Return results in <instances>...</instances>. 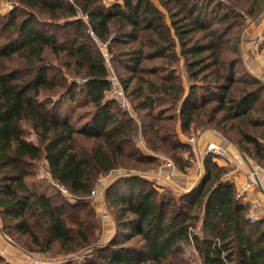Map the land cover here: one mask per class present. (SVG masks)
Listing matches in <instances>:
<instances>
[{
    "label": "trees",
    "instance_id": "obj_1",
    "mask_svg": "<svg viewBox=\"0 0 264 264\" xmlns=\"http://www.w3.org/2000/svg\"><path fill=\"white\" fill-rule=\"evenodd\" d=\"M6 1L17 5L0 22V212L9 219L6 228L40 253L56 244L63 254H76L95 243L90 235L99 221L92 210L81 217L66 210L89 208L102 178L131 171L106 195L115 208V237L84 264H188L182 257L187 246L201 254L202 264H264V217L250 223L249 207L237 199L233 183L222 180L227 171L211 155L203 160L202 178L177 201H157L145 189L147 178L136 174L158 163L139 150V132L147 149L170 158L179 172L191 167V149L178 128L186 135L214 130L264 169V85L243 69L242 31L227 37L258 18L264 0ZM90 33L108 43L111 66L125 74L118 80L132 110L143 113L139 129L116 100H106L109 72ZM48 58L66 60L71 82L48 78L63 74ZM65 101L90 110L73 124ZM40 163L73 201L58 193L57 203L28 183ZM192 208L201 213V235L190 232ZM133 238L138 241L127 246Z\"/></svg>",
    "mask_w": 264,
    "mask_h": 264
},
{
    "label": "rangeland",
    "instance_id": "obj_2",
    "mask_svg": "<svg viewBox=\"0 0 264 264\" xmlns=\"http://www.w3.org/2000/svg\"><path fill=\"white\" fill-rule=\"evenodd\" d=\"M71 1H73V0H71ZM109 1L112 2L113 0H109ZM200 1H202V0H200ZM223 2L226 3V0H223ZM16 7H17V5L12 3V2H8L6 0H0V22L2 24L6 23V21H4L5 17H8V15L11 13V11H13V9ZM16 17L19 20L23 16L21 13H18V14H16ZM251 19H249L248 21H250ZM248 21H247V23H248ZM247 23L244 24V26L245 25L246 26L245 27L243 26V28L240 26L234 27L233 30L230 32L229 36H227V37L232 38L239 31H242L241 32V35H242L243 31L245 29H247ZM68 32H69V30H67V29L63 30V32H60L58 34V39L59 40L64 39V37H65L64 34L68 33ZM0 35H1V32H0ZM0 42L4 43L2 36H0ZM93 47L95 50L98 49V47L95 43H93ZM50 61H51V58H48V62H50ZM51 63L58 70L62 71V73L64 75L61 74L62 75L61 76L58 74V72H56V73L50 72L48 74V78H53L56 81H59V80H61V78L65 77L67 82H71L70 74L64 69L66 67V60L65 59H62V58L57 59V60L53 59L51 61ZM111 68H112V72L115 74L117 79H118V77L122 78V79L125 78V74L122 71L117 70L114 66L113 67L111 66ZM120 86L122 88L121 83H120ZM77 93H78V95L76 96V99L78 98L81 101H83L85 96H82V95L80 96L79 92H77ZM110 95H111L110 92H108L106 94V100H116L117 103L119 104L118 98H115V97L111 98ZM124 95H125V92H124ZM125 97H126V95H125ZM126 100L128 102V107L124 111H125V113H127L128 117H131L132 119H134V123H136V126L139 129L141 127V119H143V113H138V112L133 111L132 110V104H131V102L129 103L127 97H126ZM65 107L68 109L69 112L71 111L70 112L72 114L71 123H73V124L75 123L77 117H79L83 113H86L88 110H90V107H88V106L85 108L77 107V104L75 102L72 106H70L67 103V101H65ZM119 110L123 111V109L121 107H119ZM193 132H195V131H193ZM186 136L189 137L190 135H186ZM27 138L34 143L37 142L36 138L32 135H29ZM137 138L138 139H137L136 143H137L139 150L146 153L147 151L145 152V150L142 147L143 145H142L141 140H143V138L141 137L140 132H139ZM224 140L228 144H231L226 139H224ZM238 150H239V148H238ZM239 152H240L239 154H241V156H244V154H242L240 150H239ZM191 153H192V151H191ZM152 156H155L157 158L158 163L155 164L154 166H145V167L141 168V170H143V169L147 170L148 169L147 171H142L144 173L136 172V174H139V175L147 178V180L149 181L148 182L149 184H147L145 186V189L146 190H149V189L152 190L155 193V199L157 201L160 199L168 200V198H170V197L173 198V200L177 201L185 193H188L189 191L188 192L184 191V189H185L184 185L182 183H180V180L184 176L188 175L189 171L191 169H194V167H195V171H196L194 173L197 176H200V179L203 176V174L200 171V167L203 166V159L201 160L199 158L196 161V158L194 157L193 154L191 156V158L193 159V161H192L193 163H192L191 167L185 171V173L179 172L177 170L176 165L174 164V162L170 158H167L166 156H163V155H155L154 153H152ZM244 157H246V156H244ZM246 158L248 159V162H250L251 164L258 166L259 168H262L253 160L249 159L248 157H246ZM167 162L172 163V165L174 166V171H175L174 173L175 174L173 176H171V180H166L169 171H167V170H165V168H163L164 164ZM200 164H201V166H200ZM215 165H217V164H215ZM225 170L227 171L226 175H229V173H230L229 171L231 170V168L226 167ZM34 171H35V175L31 178H28L29 184L37 183L42 188V190L44 189L46 194L51 195V196L53 195L54 201L57 203H60L58 201V199H56V196L58 193H60L69 202L73 201V199L70 196H67L64 193L59 192L63 188H61L60 186L53 183V181L50 179V177L46 171L44 163H40ZM132 173L133 172H131V171H118V172L112 173L111 175H109L105 178H102L99 181L98 185L93 189L94 194H90V196H89V201L91 202L90 203L91 206L89 208H83L80 210L79 209H77V210L67 209L66 210V215H70V216L78 215L80 217L82 215H84V213L87 212L88 210H92L95 212L96 216L98 217V221H99L98 229L93 230L94 234L90 235V239H91L90 241H93L92 239L94 238V239H96L95 243H93L92 246H88L86 248H83L82 250H80L76 254L65 255V254H63L62 251H60V249L58 248V245H56V244L51 246V251H49V252H46V253L38 252V248L31 245L30 241H28L27 238L21 237L17 234H14L12 231H9L6 228L10 224L9 219L6 218L5 216H2L1 212H0V240H1L0 243H1L2 247H4V252H3L4 256L3 255L0 256V259L2 260V262L0 264H28L29 261L27 263V261L25 260L26 256H30L31 258L38 260L39 264H84V261H86L87 259L93 258L94 251L104 247L109 241H111L115 237V234H116L115 216H114L115 208L106 199V195L109 193V191L114 190L113 183L115 182V180L117 178L122 177V176H128V175H131ZM222 180L223 181H229L228 179H225V178H223ZM231 181H232V179H231ZM182 190H183V192H182ZM172 207H174L173 204L169 207H166V210L171 211L172 209H174ZM187 214H189L190 216L196 217L193 221H191V223L193 225V229L190 232L193 235H201V233H200L201 213L199 212V209L198 208H192L191 210H189V213H187ZM247 215H248V212H247ZM69 225H71V224H69ZM109 226L111 228H110V230H107ZM136 241H138V239L133 238L132 240L127 242V246L128 245L129 246L134 245L136 243ZM182 257L186 260V262L188 264H202L201 263V254L192 246H187L184 248Z\"/></svg>",
    "mask_w": 264,
    "mask_h": 264
},
{
    "label": "crops",
    "instance_id": "obj_3",
    "mask_svg": "<svg viewBox=\"0 0 264 264\" xmlns=\"http://www.w3.org/2000/svg\"><path fill=\"white\" fill-rule=\"evenodd\" d=\"M240 57L242 61L243 69L254 79L258 80L264 85V69L261 67L257 61V55H264V12L255 20H250L247 23V29H245L241 35L239 43ZM181 78L185 86H187V76L183 68V62L180 63ZM179 139L182 143L187 144L194 157L197 159H203L207 156L206 153L208 149L212 146H220L226 151V163L222 161H216V164L219 167H230L229 176L232 179V182L237 191L242 182L246 179H251L249 173L254 169H262L258 166H255L247 161L243 165H236V160L241 154H239L238 148L234 144H228L222 136H220L216 131L211 129H199L193 132L191 131L190 136L183 134L178 128ZM142 147L146 153L152 155V153L147 149L143 140ZM201 166V164H200ZM202 167L200 171L202 173ZM194 172V169H191L188 175L181 178L180 183L184 185V191L188 192L198 183L200 176H197ZM264 178V170L261 173ZM242 204L247 205L248 207L252 203L259 202L260 204L264 203V182L258 186L253 187L246 192L242 199ZM262 218L264 217L263 213H260ZM260 216V217H261ZM110 226L107 230H110ZM1 242V240H0ZM4 247L0 243V256H4ZM6 252V251H5Z\"/></svg>",
    "mask_w": 264,
    "mask_h": 264
},
{
    "label": "built area",
    "instance_id": "obj_4",
    "mask_svg": "<svg viewBox=\"0 0 264 264\" xmlns=\"http://www.w3.org/2000/svg\"><path fill=\"white\" fill-rule=\"evenodd\" d=\"M90 36L92 37L94 43L97 45L98 47V51L100 52V54L102 55V58L104 59V62L106 64L107 70L109 72V82H110V86H111V91H110V96L118 98V102L120 107L123 110H126L128 107V102L126 100V97L124 95V91L120 86L119 80L117 79V77L115 76V74L112 72V68L110 65V55L108 53V43H100L94 36L93 33H90ZM257 61L259 62V64L261 65V67L264 69V55L262 54H258L257 55ZM206 155H211V159L212 162L216 164V161H222L224 163H226V151L224 148L220 147V146H212L208 149ZM248 161V159L244 156H239L236 160V165H243ZM165 170L169 171L167 179L166 180H171V176H173L175 173L174 171V166L172 165V163L167 162L164 164ZM263 169H254L251 170V172L249 173V176L251 177V179H246L242 182V184L239 186L238 190L236 191V197L237 199H239L241 201L243 195L248 192L249 189L253 188V187H258L260 186L263 182H264V178L262 177V173ZM223 178L228 179L230 182V176L229 175H225ZM61 193L66 194L67 196H69L68 192L64 189H62L60 191ZM183 192V190H182ZM91 194H94V192H92ZM264 211V203L260 204L259 202L256 203H252L249 208H248V219L250 221V223H255L259 220L262 219V216L260 215V213H263ZM261 216V217H260ZM25 260L29 261L28 264H39L38 260L31 258L30 256H26ZM32 263H31V262Z\"/></svg>",
    "mask_w": 264,
    "mask_h": 264
},
{
    "label": "water",
    "instance_id": "obj_5",
    "mask_svg": "<svg viewBox=\"0 0 264 264\" xmlns=\"http://www.w3.org/2000/svg\"><path fill=\"white\" fill-rule=\"evenodd\" d=\"M202 174L204 175V168L202 167Z\"/></svg>",
    "mask_w": 264,
    "mask_h": 264
}]
</instances>
